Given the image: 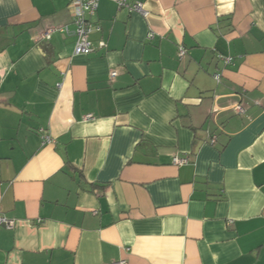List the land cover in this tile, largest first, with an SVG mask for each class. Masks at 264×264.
<instances>
[{
  "label": "crops",
  "instance_id": "1",
  "mask_svg": "<svg viewBox=\"0 0 264 264\" xmlns=\"http://www.w3.org/2000/svg\"><path fill=\"white\" fill-rule=\"evenodd\" d=\"M131 1L0 0V264H264V0Z\"/></svg>",
  "mask_w": 264,
  "mask_h": 264
},
{
  "label": "built area",
  "instance_id": "2",
  "mask_svg": "<svg viewBox=\"0 0 264 264\" xmlns=\"http://www.w3.org/2000/svg\"><path fill=\"white\" fill-rule=\"evenodd\" d=\"M99 0H69V8L72 15V24L73 28L69 29L67 26H57L50 29H47L40 33L39 38L42 40H49L52 33L58 32L65 35H73L75 37V44L73 53L75 55H88L94 52L95 48L90 40V36L94 33L100 31V26L94 21ZM116 3L118 8H123L127 10L128 13L136 12L140 14L143 18L149 16V12L144 8L141 2L131 1V0H111ZM154 38V32L151 30L148 32L146 39L148 41ZM105 44L103 42L99 43V47L103 48ZM186 50L183 46L178 47V58L181 60L185 55ZM224 64H229L232 62V58L220 56ZM116 76V72H111L110 77ZM214 79L218 82L220 79V74H215ZM234 112L236 114H243L245 109L241 104L234 106ZM93 119L92 115H86L83 117L84 121ZM43 142H51L49 136H42ZM214 142V138L211 140ZM172 163L177 166H183L188 164L187 159H182L178 157L172 158ZM38 223H41L42 220H37ZM0 225H3L5 228L11 229L14 227L13 220H7L3 217H0ZM111 264H127L125 260H119Z\"/></svg>",
  "mask_w": 264,
  "mask_h": 264
}]
</instances>
